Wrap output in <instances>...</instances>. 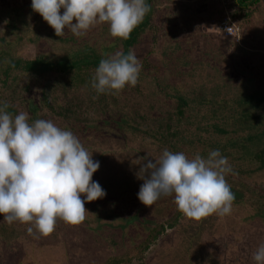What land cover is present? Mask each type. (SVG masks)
Wrapping results in <instances>:
<instances>
[{
  "label": "rangeland",
  "instance_id": "1",
  "mask_svg": "<svg viewBox=\"0 0 264 264\" xmlns=\"http://www.w3.org/2000/svg\"><path fill=\"white\" fill-rule=\"evenodd\" d=\"M218 2L220 3L219 0ZM167 4L168 8H166ZM27 5L21 3L11 7L0 5V59L4 57V53H8L11 57L31 58L37 55L38 49L48 50V46L44 47L46 44L43 39L38 43H32L29 39L35 38V33L38 36L41 31L44 32L47 29L53 31L54 29L32 9L27 15L22 13L20 10L31 6ZM155 5L157 7H155V16L151 23L154 30H148L140 43L131 50L135 52L141 65L138 83L135 87L127 86L118 93L126 109L131 107L157 121L160 118L167 120L170 116L176 117L174 114L175 101L169 96L173 95L176 90L184 93L194 89L198 90L203 85L205 87L224 86L226 89L227 85L232 82L234 85L230 86L235 90L237 86L244 85V81L253 79H257V81L253 80V86L261 87V80L258 76L260 73L254 68L250 57L239 55L235 64L231 63L223 69L213 67L215 64L212 63V56L207 54L205 56L202 53L204 47L201 44L197 45L195 38L189 36L190 32L196 37V31L204 28L203 16L200 15V19L197 20L199 17L194 16L193 13L188 22L182 20L179 16V8H176L182 4L177 0H156ZM230 5L226 8L228 9ZM170 6L176 8L170 11L175 15L166 18L168 9L171 10ZM221 6L224 8L222 4ZM34 16L35 19H33ZM218 24L219 21L213 23L211 27L225 37L234 38L222 33ZM90 30V33L95 34V40L103 36L102 41L97 45L99 53L103 52L105 55L122 53V41L110 35L107 23L95 25ZM22 35H25L23 39L20 37ZM223 75H227L228 79ZM19 83V85H14L13 91L8 90L6 93L9 104L16 106L19 114L27 113L30 123L35 121L33 117L37 109L40 113H48L47 119L51 117L58 127L65 129L59 117L40 101L45 83L44 78L24 76ZM246 86L251 89L250 84ZM73 92L72 94H76L79 98H84L83 101L89 102L88 92L86 94L79 90L77 93ZM83 115V117L94 115V111L88 110ZM68 130L75 133L72 128L68 127ZM89 135L92 138L89 139ZM78 139L88 153L93 155V159L101 164L93 176L94 181L108 180L111 181L110 183H115L121 179H127L126 184H134L138 187L143 184L144 181L138 178V173L145 161H131L133 157L131 152L120 151V136L112 138L109 135L86 131ZM128 145L136 146L134 142H129ZM156 149L158 146L147 150V155H155L153 159L158 158L162 153L156 152ZM228 161L232 162L230 159ZM232 179L233 181L237 179L239 183L250 186L252 189L264 187V173L248 175L234 171ZM243 192L247 194L246 191ZM122 193L123 191L120 193L121 198L118 204L115 203L120 206V209L129 206L130 203L123 205L124 202H132V195L123 197ZM107 195L105 198L109 197V201L115 199V194L111 191ZM135 197L138 199L137 194ZM81 198H84L83 195ZM105 198L93 201V204L89 203L91 205L86 208L88 212L82 223L73 226L58 220L54 232L46 237L35 233L29 234L28 225L13 223L19 236L11 243L0 238V264H105L110 262V259L114 260L112 257L123 256L128 248L143 242L147 235L146 230L153 225V223L147 224V229L144 228L143 221L149 217L154 221L165 222V230L157 240L150 243L143 258H135L132 264H255L252 259L253 253L259 245L264 244V220L249 217L253 211L246 212L242 209L224 217L214 214L195 221L184 217L177 210L173 197H162L153 206H146L138 199V204L131 206V212L137 213L140 217L137 223L125 230L118 226L121 220L113 218V227L120 228L115 233L120 234L113 238L106 229L96 237L91 230L92 227L89 226V220L93 218L91 211L94 209L93 205L96 208L102 205L108 208L109 205L105 203L96 205ZM0 221H3V215H0ZM170 223L174 225L170 227ZM111 239L115 241L112 242ZM119 264L128 263L120 262Z\"/></svg>",
  "mask_w": 264,
  "mask_h": 264
},
{
  "label": "trees",
  "instance_id": "2",
  "mask_svg": "<svg viewBox=\"0 0 264 264\" xmlns=\"http://www.w3.org/2000/svg\"><path fill=\"white\" fill-rule=\"evenodd\" d=\"M155 2V0H147L150 11L143 22L134 29L128 39H121L122 54L127 55L140 43L148 30H154L151 23L155 16V7H157ZM28 9L31 11V6ZM90 31L84 39V37L74 36L70 31L57 37L55 30L47 29L44 32L41 31V35L37 36L35 33V38L29 40L32 43H38L43 39L46 44L44 47L48 46V50L38 49L37 55L31 58L11 57L8 53H4V57L0 59V105L6 103L9 105L6 111L13 117L18 115L19 109L9 104L6 93L8 90L13 91L14 85H19V81L24 76L43 77L45 83L40 101L59 117L65 130H68V127L74 129L73 134L77 138H80L86 131L109 135L112 138L120 136L119 149L123 153L131 152L133 155L131 161L146 162L148 159H153L155 155H147L146 151L157 146L156 152L162 153L164 149H167L172 152H184L189 157L197 153L207 157L210 151L219 150L223 156L232 161H230L231 167L234 164L232 173L226 176L235 195L232 212L242 209L246 212L253 211L249 217L264 220V187L252 189L250 186L239 183L237 179L234 181L232 179L234 171L248 175L264 173V87L253 86L254 83L251 80L249 83L244 82V85L237 86L235 90L230 86L234 82L227 85L226 89L224 86L205 87L203 85L198 90L194 89L184 93L176 90L173 95H169L175 101L174 114L176 117L170 116L167 120L160 118L157 121L131 107L126 109L118 94L98 95L91 87L92 78L100 61L111 55L97 51V45L102 41L103 36L95 40V34ZM24 36H20L21 39ZM237 41L241 42L238 39ZM245 84H250L251 89ZM78 90L85 94L88 92L89 102L72 94L73 91L77 93ZM88 110H93L94 115L83 117ZM47 114L35 109L33 118L34 120L47 119ZM88 138H92L91 135ZM129 142H134L136 146L130 147ZM240 166L244 168L241 169ZM239 180L241 182L240 178ZM125 181L128 182L127 179H121L115 183L99 180V184L106 193L111 191L115 194V199L109 201L107 197L101 203H96V205L105 203L109 205L108 208L103 205L96 208L93 205L95 210L91 211L93 218L89 220V226L92 227L91 230L96 237L106 229L113 238L120 234L115 233L120 228L113 227V218L121 220V224H118L121 229L128 228L140 220L137 213L131 212V206L139 202L135 196L140 187L126 184ZM106 185L108 187L104 188ZM122 191L123 197L132 195V202H124L123 205L130 203L129 206L120 209L117 204ZM128 191L134 193L130 194ZM90 205L87 203L85 208ZM152 223L151 228L147 229V224ZM169 225L172 227L174 223ZM143 226L147 229L145 240L128 248L123 256L112 257L114 260L110 259V262L105 264H119L120 262L132 264L135 258H143L150 243L157 240L165 230V222L154 221L149 217L143 221ZM15 229L13 224L0 223V238L11 243L19 236ZM111 241L115 240L111 239Z\"/></svg>",
  "mask_w": 264,
  "mask_h": 264
},
{
  "label": "clouds",
  "instance_id": "3",
  "mask_svg": "<svg viewBox=\"0 0 264 264\" xmlns=\"http://www.w3.org/2000/svg\"><path fill=\"white\" fill-rule=\"evenodd\" d=\"M31 8L57 37L66 30L84 37L95 25L107 23L110 35L124 40L150 11L147 0H32ZM140 71L134 51L116 52L100 61L91 87L98 95H115L127 86L135 87ZM8 107L0 105V223L19 222L28 225L29 234L45 237L54 232L58 220L73 226L82 223L88 212L85 204L107 195L93 180L100 162L71 131L53 120L30 123L27 113L13 117ZM232 171L219 150L207 157L199 153L189 157L164 149L141 166L138 178L144 182L138 199L153 206L162 197H173L177 210L195 221L214 214L224 217L231 214L235 200L226 180ZM252 259L264 264V244Z\"/></svg>",
  "mask_w": 264,
  "mask_h": 264
},
{
  "label": "crops",
  "instance_id": "4",
  "mask_svg": "<svg viewBox=\"0 0 264 264\" xmlns=\"http://www.w3.org/2000/svg\"><path fill=\"white\" fill-rule=\"evenodd\" d=\"M177 1L182 4L176 6V8H179V16L182 20L188 22L193 13L195 14L194 16L199 17L197 20L200 19V15L203 16V20L205 21L203 24L204 28L196 31V37L190 32L189 36L195 38L194 40L197 45L201 44L204 47L202 53L205 54V56L206 54L212 56V63L214 62L215 65L213 67L215 69H223L230 66L231 63H237L239 55L250 57L252 58L251 63H254V68L258 69L260 73V75H258L261 80L260 86L264 87V0H234L228 9L223 8L218 0ZM20 3L22 5H31L32 0H0V5L2 6H18ZM170 7L171 10H166V18L175 15L170 11L176 8L174 6ZM166 8H168V4ZM20 11L27 15L29 9L26 7ZM227 15L240 25L241 43L238 42L236 38L223 36L216 29L211 27L213 23H218V21L222 20L223 17ZM207 23L212 24L208 25ZM191 37L190 39H192ZM223 77L228 79L227 75H223ZM254 81H257V79ZM244 82L249 83V81Z\"/></svg>",
  "mask_w": 264,
  "mask_h": 264
},
{
  "label": "built area",
  "instance_id": "5",
  "mask_svg": "<svg viewBox=\"0 0 264 264\" xmlns=\"http://www.w3.org/2000/svg\"><path fill=\"white\" fill-rule=\"evenodd\" d=\"M220 3L226 8L230 3H233L234 0H219ZM219 29L222 33L230 37H236L240 40V26L233 21L230 16H225L218 24Z\"/></svg>",
  "mask_w": 264,
  "mask_h": 264
}]
</instances>
